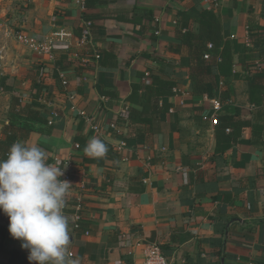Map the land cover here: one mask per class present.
<instances>
[{
    "label": "crops",
    "instance_id": "0c3cea01",
    "mask_svg": "<svg viewBox=\"0 0 264 264\" xmlns=\"http://www.w3.org/2000/svg\"><path fill=\"white\" fill-rule=\"evenodd\" d=\"M59 28L69 43L51 57L14 37ZM13 98L41 120L21 114L4 135ZM94 137L102 158L84 153ZM17 141L53 165L71 157L63 211L79 264H142L153 242L170 264H264V0H0V158ZM20 245L0 212V264H29Z\"/></svg>",
    "mask_w": 264,
    "mask_h": 264
},
{
    "label": "clouds",
    "instance_id": "9594fccd",
    "mask_svg": "<svg viewBox=\"0 0 264 264\" xmlns=\"http://www.w3.org/2000/svg\"><path fill=\"white\" fill-rule=\"evenodd\" d=\"M107 145L91 138L84 153L102 158ZM47 162L44 149L14 142L0 158V212L8 218V232L28 251L29 264H79L70 255L69 220L64 214L72 184L60 177L64 167Z\"/></svg>",
    "mask_w": 264,
    "mask_h": 264
},
{
    "label": "built area",
    "instance_id": "2783aa9c",
    "mask_svg": "<svg viewBox=\"0 0 264 264\" xmlns=\"http://www.w3.org/2000/svg\"><path fill=\"white\" fill-rule=\"evenodd\" d=\"M75 1L82 10L85 8L84 0H75ZM203 1L205 3H210L213 5H216L218 3V0H203ZM91 24H92V22L90 20H87L84 22V25H83L84 28L81 32V35L79 36V43L80 44H84L88 40L86 33H87L88 29L91 27ZM70 35H71V33L68 32L67 30H64L63 28H59V29H55L54 31H52L51 35L45 37L43 40L37 41V40H33L32 38L28 37L26 34H24L20 30H17L14 33V37L18 41H20L21 43H23L27 47H29L31 49V51H33L37 54H41V55L46 54L50 57L53 55V49L56 48L58 43H69L67 38ZM212 46L213 45L211 43L207 44L208 49H211ZM99 57H100V55L98 53H95V58L97 59ZM203 57L204 58L210 57V53L208 51H206L203 54ZM148 75H149V73L145 72V76H148ZM60 78H61V84L63 86H66L67 85V79L65 78V76L60 74ZM73 97H74L73 93H68V98L70 101H71V99H73ZM47 103H48V101H47ZM49 104H50V101H49ZM214 105L216 107H218L219 104L215 101ZM69 107L72 110H76V105L72 101L69 103ZM56 114H57L56 112L51 113V117L48 120L49 124L52 123V118ZM78 114L80 115V117H82L84 119V121L90 126V128L93 131H95V132L101 131L99 124L96 123L94 117L91 114L86 113L84 110H78ZM211 121L214 125L217 124V117L215 114L212 115ZM109 126L111 129L117 128V125L115 122L110 123ZM121 144H123V142H121ZM76 146H77V144H76ZM54 160L60 161V159H57V158H54ZM64 165H65L64 175L62 177H60V179L67 180L68 182H70V180H71V167H72L71 157H67L65 159H62V167ZM80 210H81V200L78 199L77 204L75 205L76 213L71 220L72 226L74 229H76L79 225L78 223L80 220V215H79ZM143 253H144V259H143L142 264H170L169 261L167 260V258L164 256L160 246L157 243H154V242L153 243H145ZM70 255L72 256L71 252H70Z\"/></svg>",
    "mask_w": 264,
    "mask_h": 264
},
{
    "label": "trees",
    "instance_id": "16d2710c",
    "mask_svg": "<svg viewBox=\"0 0 264 264\" xmlns=\"http://www.w3.org/2000/svg\"><path fill=\"white\" fill-rule=\"evenodd\" d=\"M97 1L98 0H84L85 7L92 6V5L96 4ZM80 33H79V35H80ZM54 50H55V48L53 49V51ZM203 53H202V58L205 60L206 58L203 57ZM210 56H211V54H210ZM223 97H225V92H224V94H222V97L220 96V99L222 100ZM21 114H25L26 117L29 118V119H38V120L40 119V117L38 115V112L36 110L32 109L29 105L21 106L19 100L17 98H13L12 99V104L10 106V117L13 119V121H11L7 125L6 130H4V133H3L4 135H6L8 129H12L14 127V124H15L14 121L17 119V116H21ZM225 119H226V117H223L222 118L221 116H219L217 118V124L216 125H220V124L221 125H227L228 122H226L225 124H223V122H224ZM31 130H32L31 127H28L27 125L20 124V127H18L16 129V132L15 133H13L11 130H10V133L13 134L12 136L14 138L20 137V138L23 139V138H25L27 136V134ZM236 137L237 136L235 135V133H233V135L232 134H228L227 136H225V139H227V140L228 139H235ZM5 144L8 147L11 146L10 143H5ZM79 226H80V224L78 225V227Z\"/></svg>",
    "mask_w": 264,
    "mask_h": 264
}]
</instances>
